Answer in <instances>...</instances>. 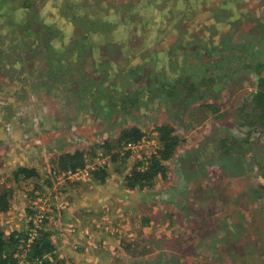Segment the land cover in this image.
Returning a JSON list of instances; mask_svg holds the SVG:
<instances>
[{"label":"rangeland","instance_id":"374dc122","mask_svg":"<svg viewBox=\"0 0 264 264\" xmlns=\"http://www.w3.org/2000/svg\"><path fill=\"white\" fill-rule=\"evenodd\" d=\"M186 1L1 8L0 192L11 200L0 230L28 231L30 243L49 232V264H264V130L252 116L264 0ZM29 8L58 37L41 38L33 24L41 39L24 36ZM233 54L240 60L229 62ZM161 125L180 140L166 179L127 189L125 176L158 149ZM130 128L142 132L133 149H111ZM76 151L91 172L106 170L103 183L91 172L66 177L60 157ZM20 167L35 176L14 178ZM28 240L17 263H29Z\"/></svg>","mask_w":264,"mask_h":264},{"label":"trees","instance_id":"16d2710c","mask_svg":"<svg viewBox=\"0 0 264 264\" xmlns=\"http://www.w3.org/2000/svg\"><path fill=\"white\" fill-rule=\"evenodd\" d=\"M5 1V2H4ZM0 1V10L4 11L5 6L10 0H4ZM23 8H28L27 5L23 6ZM26 11V10H25ZM34 11L29 8L28 13H26L30 20H24L18 24V29L22 31L24 36L32 33V35H35L39 37L38 33L35 31V29L32 30L31 25H38L42 27V37H48V35H54L58 37L59 32H53L52 31V25H46L42 24L43 22L38 19V16L35 17ZM7 13V10L5 11V14ZM11 29L14 27V25H10ZM33 38V37H32ZM40 38V37H39ZM40 38V39H41ZM36 41H38V38H34ZM240 55L231 57L229 62L233 61H239ZM63 65L66 67L69 65V61H64ZM243 68H248L247 64L243 62ZM241 67V68H242ZM263 69V66L260 62H257V70L255 71L257 77H258V91L254 95L253 99V117L255 121V125H260L263 127L264 130V75L261 76L260 71ZM69 68H65L63 72L62 71H51L48 75H53L55 78H62L65 74L68 75ZM238 72V70H236ZM236 71H232L231 75H234ZM68 72V73H67ZM227 72L225 75H223L224 78H227ZM48 79H53L51 77H48ZM209 81H211L209 79ZM215 111V109L213 110ZM157 133V139L159 142V147L152 153L147 161V165H144L143 161H140L136 166H134L130 173L125 176V187L129 190L134 189H144V188H151L153 187L154 181L156 180V177H160L161 179H166L167 175V162L170 160V158L173 157L175 154L177 148L180 145V140L176 135H174L173 128L168 125H161L155 129ZM142 138V132L137 128H130L125 129L121 131L118 138L116 139L115 143L112 145L111 149L118 148L127 145L129 142L136 143L140 141ZM106 145H110V143H105L102 147H105ZM100 147V148H102ZM116 153L112 160H115L117 156H119ZM84 154L80 151H76L73 154H66L60 157V168L62 170H68V169H75L77 167H84ZM138 167H145L144 170H138ZM19 175H23L25 179H29L32 176H35V171L33 169H28L26 167H20L17 171L13 173V177L17 178ZM91 176L93 178V181L103 183L106 178V170L100 169L97 171L91 172ZM10 191L4 190L0 192V215L2 213H5L10 208ZM37 213L36 211H33ZM33 217V215H32ZM32 220V218H31ZM30 220V227L33 228L34 225L31 223ZM43 219L42 221H44ZM50 233L45 231L41 232L32 242L30 245H28V250L25 251L26 259H28V264H49V261L46 257L48 255L52 254L54 251V247L49 239ZM22 240V242H21ZM28 240V231H25L24 233H16L12 232L8 236L3 233V231L0 230V264H16L17 259L15 256H18L17 253L20 251L19 247L22 246L23 248H26V241ZM21 242V244H20ZM56 258V257H55Z\"/></svg>","mask_w":264,"mask_h":264},{"label":"built area","instance_id":"2783aa9c","mask_svg":"<svg viewBox=\"0 0 264 264\" xmlns=\"http://www.w3.org/2000/svg\"><path fill=\"white\" fill-rule=\"evenodd\" d=\"M129 149H133V143H131V142H129L127 145H126ZM145 165H147V163L145 164ZM89 168H91V166L90 165H85L84 167H77V168H75V169H69L68 171H66L64 174H66V177H73V176H84L83 174H87L88 175V173L89 172H91L93 169H89ZM145 168V167H144ZM38 210H39V208H38ZM35 219L37 220L36 222L38 223V222H43L42 220L45 218L44 217V214H43V212L42 211H37V213H35ZM33 221H35V220H32V224L34 225V227L32 228L33 230H35L36 231V229H37V223H34ZM36 224V225H35ZM31 229V230H32ZM30 232H32V231H30ZM28 242L30 243V239L28 240ZM28 246V245H27ZM16 264H25V261H23V262H18V263H16Z\"/></svg>","mask_w":264,"mask_h":264},{"label":"flooded vegetation","instance_id":"af4514ba","mask_svg":"<svg viewBox=\"0 0 264 264\" xmlns=\"http://www.w3.org/2000/svg\"><path fill=\"white\" fill-rule=\"evenodd\" d=\"M251 47V46H250ZM257 62H260L261 64H262V66H263V69L260 71V74H261V76H263L264 75V61L261 59V56L257 59V61H256V63L254 64V69H256L257 70ZM258 71V70H257ZM239 72V71H238ZM264 77V76H263ZM257 85H258V80H257ZM256 94V93H255ZM254 94V95H255Z\"/></svg>","mask_w":264,"mask_h":264},{"label":"crops","instance_id":"0c3cea01","mask_svg":"<svg viewBox=\"0 0 264 264\" xmlns=\"http://www.w3.org/2000/svg\"><path fill=\"white\" fill-rule=\"evenodd\" d=\"M181 3H184L185 2V4L187 3V1L186 0H179ZM186 6V5H185ZM20 160V159H19ZM90 242V241H89ZM88 243V242H87ZM91 243V242H90ZM92 244V243H91ZM92 263L93 264H99V263H101V261H100V259L99 258H97V257H93L92 258Z\"/></svg>","mask_w":264,"mask_h":264}]
</instances>
